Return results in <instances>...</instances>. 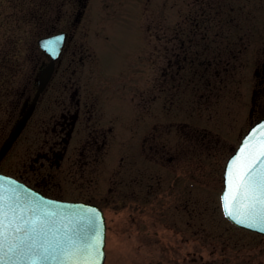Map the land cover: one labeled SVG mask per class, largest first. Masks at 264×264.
Here are the masks:
<instances>
[{
  "label": "flooded vegetation",
  "instance_id": "af4514ba",
  "mask_svg": "<svg viewBox=\"0 0 264 264\" xmlns=\"http://www.w3.org/2000/svg\"><path fill=\"white\" fill-rule=\"evenodd\" d=\"M257 1L46 0L45 16L50 19L53 10L59 13L46 36H68L49 84L10 151L25 135L41 150H34L29 161L11 176L48 197L98 206L106 222V256L110 226L105 207L117 206L122 199L121 206L130 204L146 213L126 221L138 222L142 228L145 216L151 217L152 211L157 212L156 206L169 200L178 210L172 216L171 228L176 234H185L186 243L193 241L194 208L198 204L194 188L205 190L201 179L194 176L205 174V167L194 163L198 160L204 164L205 148L198 150L194 143L205 145V137L194 141L190 136L167 135L163 144L156 125L147 133L145 114L151 103L154 110L160 106L163 78L169 80L168 89L203 96L206 91L225 87L219 86L223 74L242 52L236 40L227 42L225 31L252 30L258 25L264 30V2ZM257 14L261 15L258 23L253 21ZM241 16L244 22L239 21ZM115 31L127 47L119 52L122 58L113 71L115 80L101 84L94 78L91 64L98 62ZM210 31H216L218 41L209 40ZM43 54L47 62L42 68L51 61ZM261 56L263 67L257 76L264 72V53ZM38 74L34 94L22 104L18 119L36 95ZM263 82L264 77H259L251 98L253 120L264 118V103L259 99ZM126 140L130 143L127 150H114ZM63 184L68 189L66 197L60 192ZM146 207L149 209L143 210ZM117 234L128 238L135 235L144 248L151 233L143 229ZM173 237L171 244L175 243ZM210 237L205 234L200 238L203 247H209ZM153 238L159 249L154 260L160 262L161 240ZM170 253L164 256L172 261L167 264H226V257L220 263L205 261L203 254L199 259L190 258V252L185 254L172 245Z\"/></svg>",
  "mask_w": 264,
  "mask_h": 264
},
{
  "label": "rangeland",
  "instance_id": "374dc122",
  "mask_svg": "<svg viewBox=\"0 0 264 264\" xmlns=\"http://www.w3.org/2000/svg\"><path fill=\"white\" fill-rule=\"evenodd\" d=\"M45 2L46 0H0V147L18 119L22 104L33 96L35 78L47 62L37 41L50 32L51 24L58 21L59 13L58 10L50 11L48 19L44 11ZM257 2L260 3V0ZM263 2L261 0V4ZM239 21L245 20L241 16ZM253 21L261 22V15L257 14ZM225 34L227 42L236 40L240 45L238 48L242 49L237 59L228 64L226 74H223L224 78L219 86L221 88L224 84L225 87L215 92L206 91L208 93L205 92L204 97L199 92L168 89L169 80L163 78L164 92L160 106L154 110L151 103L145 114L147 133H152V126L156 125L157 133L163 136V144L168 139L167 135L190 136L194 141L197 137L201 140L205 137V145L194 143L198 150L205 148L204 164L200 165L198 160L194 162L195 165L205 167V174L194 175L201 179L200 182L205 187V190L194 188V199L198 203L194 208V240L186 243V235L176 234L171 228L174 223L172 216H176L178 210L169 200L165 199L160 206H156L157 212L152 211L151 217L145 216V228H142L138 222L126 221H130L132 216L146 213L142 214V211H138L140 208L130 204L121 206L122 199L119 204H115L117 206L105 207L110 228L104 264L171 263L170 259L164 258L165 253H170L171 245L185 254L190 252V258L193 256L199 259L203 254L205 261L209 262L220 263L226 257V264H264V235L233 227L223 215L220 200L224 165L251 124L258 120L252 119L251 98L258 78L264 77L263 71L257 76V70L263 67L261 55L264 53V30L258 25L252 30H226ZM214 39L218 41L216 31H210L209 40ZM125 47L127 45L124 40L115 31V36L106 43L98 62L91 64L98 83L106 84L115 80L116 72L113 71L122 58L119 52ZM228 59L230 58L224 60L226 64ZM260 94L262 96L259 99L264 103V82ZM129 144L126 140L114 146V150H127ZM34 150H41V147L31 145L25 135L0 162V172L15 175L18 167L29 161ZM67 191L63 184V189H60L62 196H68ZM135 201L136 199L133 203ZM146 209L149 207L143 210ZM143 229L151 233L144 248L140 247L135 235L128 238L117 234ZM155 231L158 232L157 236L153 234ZM205 234L211 236L209 247H203L200 239ZM173 236H176L175 243L171 244ZM153 237L161 240L160 262L154 260L159 249L154 246ZM123 249L127 254H124ZM169 256L171 257V253L167 255Z\"/></svg>",
  "mask_w": 264,
  "mask_h": 264
},
{
  "label": "water",
  "instance_id": "95a60500",
  "mask_svg": "<svg viewBox=\"0 0 264 264\" xmlns=\"http://www.w3.org/2000/svg\"><path fill=\"white\" fill-rule=\"evenodd\" d=\"M67 33L38 39L39 48L51 58L38 74V90L0 147V162L26 127L41 93L55 71L66 43ZM53 42V43H49ZM264 128V118L255 121L227 159L223 172L222 209L225 217L239 228L264 235V222L229 215L227 173L240 149ZM0 206L8 215L6 235L0 239V264H104L106 222L96 205L50 198L14 176L0 172ZM19 228V230H17ZM35 245V247L30 246ZM43 248H47L45 254ZM11 250V251H10ZM45 255L47 258H45ZM69 257L64 259V257Z\"/></svg>",
  "mask_w": 264,
  "mask_h": 264
},
{
  "label": "snow or ice",
  "instance_id": "6c2138e0",
  "mask_svg": "<svg viewBox=\"0 0 264 264\" xmlns=\"http://www.w3.org/2000/svg\"><path fill=\"white\" fill-rule=\"evenodd\" d=\"M227 186L228 195L224 199L229 215H236L240 222L257 219L264 222V128L259 136L244 144L240 154L232 161L227 173ZM7 215L0 206V239L6 235ZM31 247L35 245L29 250ZM43 252L46 254L48 249L43 248Z\"/></svg>",
  "mask_w": 264,
  "mask_h": 264
}]
</instances>
